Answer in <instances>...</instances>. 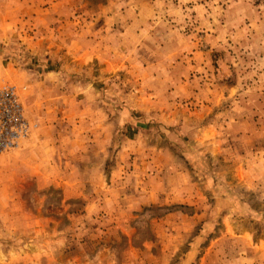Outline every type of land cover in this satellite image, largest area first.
<instances>
[{"label":"rangeland","instance_id":"374dc122","mask_svg":"<svg viewBox=\"0 0 264 264\" xmlns=\"http://www.w3.org/2000/svg\"><path fill=\"white\" fill-rule=\"evenodd\" d=\"M0 264H264V0H0Z\"/></svg>","mask_w":264,"mask_h":264},{"label":"built area","instance_id":"2783aa9c","mask_svg":"<svg viewBox=\"0 0 264 264\" xmlns=\"http://www.w3.org/2000/svg\"><path fill=\"white\" fill-rule=\"evenodd\" d=\"M28 122L13 86L0 88V151L14 146L28 132Z\"/></svg>","mask_w":264,"mask_h":264}]
</instances>
